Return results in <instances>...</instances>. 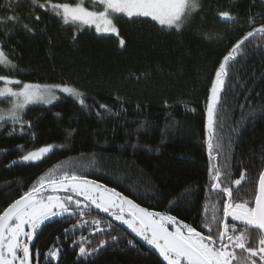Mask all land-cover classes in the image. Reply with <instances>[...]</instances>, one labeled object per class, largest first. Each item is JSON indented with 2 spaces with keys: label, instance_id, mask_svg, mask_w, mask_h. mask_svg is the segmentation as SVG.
I'll return each mask as SVG.
<instances>
[{
  "label": "trees",
  "instance_id": "obj_1",
  "mask_svg": "<svg viewBox=\"0 0 264 264\" xmlns=\"http://www.w3.org/2000/svg\"><path fill=\"white\" fill-rule=\"evenodd\" d=\"M8 3L13 4L11 10ZM200 4L181 32L121 16L115 21L116 38L99 35L93 27L65 25L50 11L37 8L33 13L30 0H19L18 5L16 0H0V20L19 16L17 23H0V45L18 66L15 72L0 74L25 83L67 84L87 97L85 107L62 95L48 106H28L23 127L0 125V213L41 175L60 168L198 231H206L201 227L206 207L211 217V205L220 202L222 217V201L227 198H209L207 191L206 98L219 62L250 30L249 18L258 23L264 18V0ZM87 5L102 10L92 0ZM225 10L235 22L222 20L218 12ZM119 39L125 41L123 47ZM231 84L219 109V139L212 140L211 164L230 173L222 182L234 189L232 180L246 172L235 195L254 203L256 179L264 169V43L247 44L232 70ZM100 104L110 111L100 109ZM49 145L52 151L41 160L16 163ZM91 211L83 220L65 215L41 225L30 246L32 258L38 255V264H164L124 226L106 213ZM95 219L101 220L103 231H94ZM84 221V227L73 229ZM112 235L119 240L113 241ZM81 246L85 255L80 254Z\"/></svg>",
  "mask_w": 264,
  "mask_h": 264
},
{
  "label": "snow or ice",
  "instance_id": "obj_2",
  "mask_svg": "<svg viewBox=\"0 0 264 264\" xmlns=\"http://www.w3.org/2000/svg\"><path fill=\"white\" fill-rule=\"evenodd\" d=\"M93 3L101 6L102 10L90 9L87 0H30L29 7L33 13L37 8L50 11L65 25H86L94 27L97 33H110L117 37L119 32L115 21L121 16L130 20L150 18L162 31L181 32L192 19L193 13L201 7L200 0H93ZM16 4H19V0H16ZM6 7L11 10L13 4L8 3ZM218 15L225 22H235L227 10L218 12ZM35 19L38 21L40 16L36 15ZM6 22L17 23L19 16L13 14L0 20V23ZM24 27L32 31L28 24H24ZM248 27L250 30L230 47L219 62L206 98L205 129L210 156V184L207 191L209 198L221 194L227 198L222 201V217L219 215L220 202L211 205V217L206 207L201 225L206 231H198L174 216L148 211L114 189L96 184L74 171L58 168L41 175L19 199H15L0 213V264H14L16 261L19 264H31L28 242L33 240L37 229L45 221L65 215L78 216L83 220L85 216L92 215L93 208L125 225L135 237L153 247L166 264H264V169H261L256 179L253 203L239 200L235 195L247 178L246 172H240L239 178L232 180V184L237 186L234 189L222 182V177L227 178L230 173L211 164L215 159L212 155V140L219 139L216 136V125L221 122L219 109L223 108L227 87L232 86V70L247 44L255 42L259 46L264 43V18L258 23L254 17H250ZM119 44L123 47L125 41L119 39ZM17 68L0 45V71L15 72ZM59 93L67 94L81 106H87V97L76 87L67 84L25 83L0 74V103L10 102L6 111L0 110V124L12 121L23 127V115L28 106L37 102L52 104L60 99ZM99 108L110 111L105 104H100ZM97 114L102 115L100 112ZM52 149L51 145L40 147L28 152L22 160L39 161ZM86 224L87 221L83 224L78 222L73 225V229ZM92 224L95 225V232L104 230L100 219L93 220ZM25 226L31 230L25 231ZM107 227L112 228V225L109 223ZM21 237L25 239L21 240ZM111 239L118 241L119 237L112 235ZM104 243L102 241L101 246ZM128 243L133 244L134 241L129 239ZM21 251L22 257L18 255ZM79 251L81 255L87 252L83 246ZM56 255L55 252L51 253L53 258Z\"/></svg>",
  "mask_w": 264,
  "mask_h": 264
},
{
  "label": "rangeland",
  "instance_id": "obj_3",
  "mask_svg": "<svg viewBox=\"0 0 264 264\" xmlns=\"http://www.w3.org/2000/svg\"><path fill=\"white\" fill-rule=\"evenodd\" d=\"M93 1V0H92ZM124 17V16H123ZM125 18H127V17H125ZM127 19H129V18H127ZM132 19H134V18H132ZM141 19H148V20H150V18H143V17H141ZM151 21V20H150ZM152 22H154V21H152ZM155 24H156V22H154ZM156 25H158V24H156ZM159 26V25H158ZM77 27V29H83V28H86V27H88V26H86V25H77L76 26ZM160 27V26H159ZM94 28V27H93ZM94 30H95V28H94ZM96 32V31H95ZM97 33V32H96ZM97 34H99V35H103V36H114V37H116V38H118L116 35H113V34H110V33H97ZM59 96H62V95H64V96H68L67 94H63V93H59L58 94ZM68 97H70V96H68ZM70 98H72V97H70ZM73 99V98H72ZM75 100V99H74ZM55 102V101H54ZM53 102V103H54ZM52 103V104H53ZM33 105H39V106H48V105H50V104H44V103H39V102H37V103H34V104H32V105H30V106H33ZM10 107V102H4V103H0V110H7L8 108ZM7 123H14V122H12V121H8ZM1 125V124H0ZM17 162H20V163H32V162H30V161H23L22 160V158H20L18 161H16V163ZM87 179V178H86ZM97 184V183H96ZM60 195H64L63 193H60ZM94 209V208H93ZM96 210H98V209H96ZM55 218H59V217H55ZM55 218H53V219H55ZM53 219H51V220H53ZM228 219H231L230 217L228 218ZM51 220H49V221H51ZM49 221H45V223L46 222H49ZM118 224H120L118 221H116ZM120 225H122V224H120ZM122 226H124L126 229H127V227L125 226V225H122ZM169 228H170V230H171V226H169ZM31 229H29L27 226H25V231H30ZM128 231H129V233L134 237V238H136L139 242H141V243H143V244H145V245H147L148 247H150V248H152L153 250H155L153 247H151L150 245H148L146 242H144V241H142V240H140L139 239V237H135V234H133V233H131L130 232V230L129 229H127ZM34 236H35V234H34ZM21 240H24L25 238L24 237H21L20 238ZM33 239H34V237H33ZM32 242H33V240L31 241V242H28V245H29V249H30V261H31V264H38V255H36V257H35V259H33L32 258V253H31V244H32ZM155 252L158 254V256L160 257V255H159V253L155 250ZM18 255L19 256H21L22 257V255H23V253H22V251L21 252H19L18 253ZM56 258V257H55ZM54 258V259H55ZM162 260H163V258L162 257H160ZM164 261V260H163ZM165 262V261H164ZM166 263V262H165ZM14 264H19V261H16V262H14Z\"/></svg>",
  "mask_w": 264,
  "mask_h": 264
},
{
  "label": "water",
  "instance_id": "obj_4",
  "mask_svg": "<svg viewBox=\"0 0 264 264\" xmlns=\"http://www.w3.org/2000/svg\"><path fill=\"white\" fill-rule=\"evenodd\" d=\"M13 203V202H12ZM164 264H166L164 261H163Z\"/></svg>",
  "mask_w": 264,
  "mask_h": 264
}]
</instances>
